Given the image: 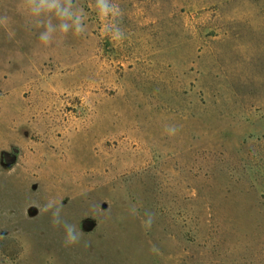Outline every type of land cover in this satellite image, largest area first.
Masks as SVG:
<instances>
[{"label": "rangeland", "instance_id": "rangeland-1", "mask_svg": "<svg viewBox=\"0 0 264 264\" xmlns=\"http://www.w3.org/2000/svg\"><path fill=\"white\" fill-rule=\"evenodd\" d=\"M113 2L45 46L0 0V264H264V0Z\"/></svg>", "mask_w": 264, "mask_h": 264}, {"label": "clouds", "instance_id": "clouds-1", "mask_svg": "<svg viewBox=\"0 0 264 264\" xmlns=\"http://www.w3.org/2000/svg\"><path fill=\"white\" fill-rule=\"evenodd\" d=\"M26 7L29 16L32 17L30 24L34 27H43L44 31L39 33V41L48 46L53 43L52 33L56 28L52 25L51 19L46 22L37 19L41 12L46 13L50 17H55L60 21L59 33L60 38L66 36L70 30L75 36H81L86 32L84 24L85 13L83 9L77 7L73 0H26ZM94 8L103 22V31L114 42H120L125 38V31L121 26L123 11L113 0H95ZM70 22V23H69ZM166 131L169 135H176L179 129L175 126H168ZM132 215H136V209L132 207ZM43 212L51 213V223L54 228L63 227L64 245L71 246L78 244L82 229L78 230L77 225L70 224L62 218V205L56 200L50 199L42 207ZM145 217L142 226L147 230L151 228L154 222L155 214L150 210H145Z\"/></svg>", "mask_w": 264, "mask_h": 264}, {"label": "water", "instance_id": "water-1", "mask_svg": "<svg viewBox=\"0 0 264 264\" xmlns=\"http://www.w3.org/2000/svg\"><path fill=\"white\" fill-rule=\"evenodd\" d=\"M3 160L6 161V163H8V164L11 162V160L8 159V157H6V156H3ZM28 213H29L30 215H33V214L35 213V211L32 210V209H30ZM85 225H86V226H83V227H84V228H88L87 226H89L90 223L87 222Z\"/></svg>", "mask_w": 264, "mask_h": 264}]
</instances>
